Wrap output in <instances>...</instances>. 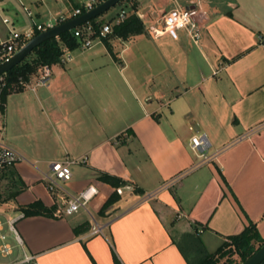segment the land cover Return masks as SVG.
Instances as JSON below:
<instances>
[{
  "label": "crops",
  "instance_id": "obj_1",
  "mask_svg": "<svg viewBox=\"0 0 264 264\" xmlns=\"http://www.w3.org/2000/svg\"><path fill=\"white\" fill-rule=\"evenodd\" d=\"M81 1L0 0V39ZM125 1L141 33L75 49L70 62L50 66L47 86L6 98L0 139L24 160L0 171L9 186L0 222L12 247L1 264L23 252L38 264H196L249 223L264 240V0ZM188 7L197 10L198 43L183 30L153 35L163 14ZM199 134L218 154L193 169L189 140ZM64 161H74L70 193L99 189L89 213H57L42 177ZM97 172L125 182L103 215L115 188ZM35 201L52 216H23L19 208ZM89 218L101 233L91 235ZM12 219L21 245L8 230Z\"/></svg>",
  "mask_w": 264,
  "mask_h": 264
},
{
  "label": "built area",
  "instance_id": "obj_2",
  "mask_svg": "<svg viewBox=\"0 0 264 264\" xmlns=\"http://www.w3.org/2000/svg\"><path fill=\"white\" fill-rule=\"evenodd\" d=\"M105 0H82L78 7L72 9L68 13H59L56 16L48 18L45 22H32L29 26L21 31L10 30L7 38L0 39V64L8 61L18 50H20L28 41L38 34L50 30L72 18L92 10L95 6L101 4ZM27 16L32 18L33 14L24 9ZM197 10L193 8H173L162 15L161 28L153 29V35L159 36L162 34H172L183 30L189 38L196 44L200 39V28L196 20ZM126 19V11L121 9L118 14L109 22L102 23L98 30L89 22L74 28L73 36L78 41L79 50H89L96 43L112 34L113 27L119 25ZM6 24L8 20H3ZM61 55L58 59L60 64L68 63L72 60V50L64 45H61ZM40 74L35 80L34 85H29L26 82L20 81L23 87H29L34 90L36 87L47 86L52 72L49 65H44L40 69ZM4 86L2 75L0 76V93ZM244 136L237 140L243 139ZM208 139L205 134L193 135L189 140V148L197 158V163L193 169L199 168L207 163H210L217 157V154L208 153ZM24 158L19 152L5 144L0 139V171L14 167ZM74 161L52 162L49 165V172L44 174L42 181L47 192L55 198L58 206V214L71 216L78 212H88L89 204L99 195V189L95 184L87 185L83 190L77 193H70L65 185L72 179L71 165ZM186 175V173L178 174L169 179L162 188H172ZM147 197H151L150 195ZM89 213V212H88ZM16 219L8 220V230L14 234V238L18 245H21V240L18 237L14 223ZM91 235L101 233V226L92 219ZM3 223L0 222V254L7 257L12 254V247L6 242V234L3 233ZM12 264H38L36 256L22 253L19 260Z\"/></svg>",
  "mask_w": 264,
  "mask_h": 264
},
{
  "label": "trees",
  "instance_id": "obj_3",
  "mask_svg": "<svg viewBox=\"0 0 264 264\" xmlns=\"http://www.w3.org/2000/svg\"><path fill=\"white\" fill-rule=\"evenodd\" d=\"M95 20L96 18L90 20V23L96 30H98L102 23L96 22ZM141 32L142 25L140 21L136 17L130 16L119 25L114 26L111 35L126 39L131 35ZM105 39L106 38L102 40ZM61 45L66 46L72 51L77 49L78 41L73 36V31L63 33L58 38H53L42 43L40 46L35 48L20 64L2 75L4 86L2 87L0 93L1 114L4 112V105L7 96L11 93L21 92L23 90V86L20 85V81L28 82L31 76L36 75L38 71H40L42 66H51L58 62V59L62 53ZM96 176L98 181L115 188V191L104 202L98 212L99 215H103L109 207L119 200V195L116 192V189L123 186L125 182L121 178L112 176L105 172H97ZM19 210L25 217L35 215L52 216V211L46 209L39 201L22 206L19 208ZM87 229L88 226L85 224L79 228H75L74 232L78 233L79 230L85 231ZM263 243L264 240L259 237L255 224L249 223L241 233L228 236L214 253L206 255L196 264H241L253 253H255L260 248V246L263 245ZM114 261L115 264H119L116 258ZM261 264H264V261Z\"/></svg>",
  "mask_w": 264,
  "mask_h": 264
},
{
  "label": "water",
  "instance_id": "obj_4",
  "mask_svg": "<svg viewBox=\"0 0 264 264\" xmlns=\"http://www.w3.org/2000/svg\"><path fill=\"white\" fill-rule=\"evenodd\" d=\"M123 0H105L101 4L95 6L80 16L72 18L50 30L42 32L28 41L20 50H18L8 61L0 64V76L10 71L12 68L20 64L35 48L42 43L58 38L61 34L70 32L74 28L93 20ZM264 261V243L253 253L248 259L241 264H261Z\"/></svg>",
  "mask_w": 264,
  "mask_h": 264
},
{
  "label": "rangeland",
  "instance_id": "obj_5",
  "mask_svg": "<svg viewBox=\"0 0 264 264\" xmlns=\"http://www.w3.org/2000/svg\"><path fill=\"white\" fill-rule=\"evenodd\" d=\"M126 7H127L126 1L123 0L120 3H118L117 5H115L113 8L109 9L107 12H105L102 15H100L99 17H97L95 21L99 22V23H104L110 19L113 20V18L116 16V14L119 13L122 8H126ZM70 8H74L73 4L70 6ZM0 175H2L1 172H0ZM0 180H1V176H0ZM8 188H9L8 183H5L3 180H1L0 181V197H6L7 196ZM89 221H90V223L93 222L92 219H90V218H89ZM8 241H10V240H8ZM3 261H5V259H3L0 256V264Z\"/></svg>",
  "mask_w": 264,
  "mask_h": 264
}]
</instances>
